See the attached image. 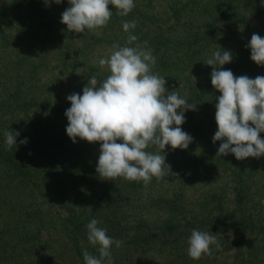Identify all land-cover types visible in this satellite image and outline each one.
Listing matches in <instances>:
<instances>
[{
  "label": "rangeland",
  "instance_id": "obj_1",
  "mask_svg": "<svg viewBox=\"0 0 264 264\" xmlns=\"http://www.w3.org/2000/svg\"><path fill=\"white\" fill-rule=\"evenodd\" d=\"M134 4L137 18L117 15L109 5L107 26L73 32L72 38L61 23L66 8L50 4L48 17L59 25L55 37L61 40L48 50L39 46L40 35L20 30L31 15L25 3L0 0V264H85V251L99 257V246L87 239L93 218L122 241L111 247L114 264H264V251H258L264 232L258 237L248 226L215 230L209 217L220 197L224 210L264 228V157L239 161L217 155L221 142L212 138L220 93L211 72L220 66L206 63L214 52L229 50L233 60L223 69L237 77L264 76V66L251 60L246 47L254 33L264 38V6L261 0ZM133 20L136 27L125 32L123 23ZM184 31L191 36L181 40ZM129 33L138 38L131 45ZM114 44L151 49L152 72L166 79V91L197 104L181 125L193 142L186 150L166 146L170 175L153 177L147 186L123 177L104 180L96 172L100 144L79 138L73 143L66 133L67 97L82 95L91 76L110 75L99 60L110 56ZM5 131L20 133L11 149ZM23 139L26 145L19 143ZM146 151L163 154L156 146ZM174 200L182 203L180 210L169 208ZM194 229L219 234L220 249L212 245L211 255L191 259L188 239Z\"/></svg>",
  "mask_w": 264,
  "mask_h": 264
},
{
  "label": "clouds",
  "instance_id": "obj_2",
  "mask_svg": "<svg viewBox=\"0 0 264 264\" xmlns=\"http://www.w3.org/2000/svg\"><path fill=\"white\" fill-rule=\"evenodd\" d=\"M43 2L47 7L62 0ZM68 2L71 6L62 13L61 23L68 32L77 34L107 26L113 15L109 5L120 16H127L135 7L134 0ZM135 27L134 20L123 23L125 32ZM137 39L129 33L128 44ZM246 47L250 49L251 60L264 66V38L254 33ZM232 60L231 51L218 50L206 62L211 67L220 66L212 67L211 72V84L220 93L215 104L217 131L212 142H221L217 155L222 157L231 154L239 161L264 157V139L260 138L264 132V76L254 79L234 76L230 69L222 68ZM155 63L151 49L140 44L134 47L114 44L110 56L99 60L101 68L107 66L110 75L102 80L91 76L82 95L73 93L67 97L71 107L65 111L66 133L73 143L79 138L100 144L96 172L104 180L123 177L129 181L142 180L147 186L153 177L160 180L170 175V165L165 163L166 146L186 150L193 142L181 125L186 122L185 112L196 110L197 104L189 103L176 91L168 93L166 79L152 72ZM4 135L9 149L16 146L19 132L5 131ZM27 142V139L19 141L21 145ZM150 146H156L163 154L146 151ZM99 223L93 218L87 224V239L91 245L99 246V257L85 251V264H114L111 247L113 244L121 247L122 241L109 237L106 228L98 227ZM218 235L194 229L188 239L189 257L199 260L202 255H211L212 245L219 250Z\"/></svg>",
  "mask_w": 264,
  "mask_h": 264
},
{
  "label": "trees",
  "instance_id": "obj_3",
  "mask_svg": "<svg viewBox=\"0 0 264 264\" xmlns=\"http://www.w3.org/2000/svg\"><path fill=\"white\" fill-rule=\"evenodd\" d=\"M22 3H25L26 7L29 8L28 10L31 15L27 18V22L23 24L20 27V30L24 31V33L28 30H32L34 33L40 35V37H37L40 41L38 42L39 46L46 47L48 50L51 48V45L55 42H58L61 40V37H55L56 34L59 33L60 27L56 23H52L50 21V17H48L49 9L48 6L46 7L43 0H20ZM260 1V0H259ZM253 2V1H252ZM57 7H63V8H69L71 5L69 4L68 0H62L60 4H55L51 3ZM44 8V9H43ZM134 9V8H133ZM132 11L128 14L131 19L137 18L136 11ZM127 15V16H128ZM66 26V25H63ZM191 35L187 33V31H184L182 33V39H186V37H190ZM69 38L73 37V32H71L70 35H68ZM45 40L46 42H42ZM71 39L68 40L70 42ZM158 48V46L155 47V50ZM44 50L41 49L40 53H43ZM26 55L21 53L20 58L21 61L26 60ZM39 57H43V54H39ZM31 59V58H30ZM260 137L264 138V132L260 134ZM11 158V157H9ZM10 161L14 163H18L15 161V159H10ZM20 164V163H19ZM21 165V164H20ZM20 165H17L18 169L20 168ZM245 165H243L244 167ZM22 169V165L21 168ZM240 175V173H238ZM236 175V176H238ZM232 177H235L234 174ZM236 178V177H235ZM243 180L241 178V175L239 177V180L237 181V185L242 184ZM261 191V190H259ZM238 194V193H237ZM243 194V193H242ZM217 198V197H216ZM220 200H218L217 205L219 208L214 209V211L209 213L210 219L213 221V228L215 230H222L224 232H231L232 229H235L238 226H248L251 228L253 231H255L256 236H260L262 232H264V228L259 227L258 225H252L251 227L249 223H245L243 219L239 220V217H234L232 215L233 212L224 210L223 209V204L221 201V198L219 197ZM169 208L171 210H180L182 208V203L174 200L170 201L168 203ZM214 212V215L212 216V213ZM235 214V213H233ZM244 240V238L242 239ZM258 251H264V245L258 249Z\"/></svg>",
  "mask_w": 264,
  "mask_h": 264
}]
</instances>
